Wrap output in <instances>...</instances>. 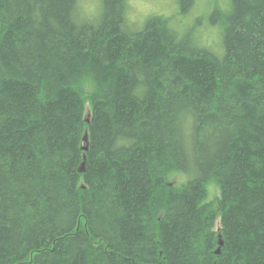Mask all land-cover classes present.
Returning <instances> with one entry per match:
<instances>
[{
    "label": "trees",
    "instance_id": "obj_1",
    "mask_svg": "<svg viewBox=\"0 0 264 264\" xmlns=\"http://www.w3.org/2000/svg\"><path fill=\"white\" fill-rule=\"evenodd\" d=\"M226 1L211 45L0 0V264H264V0Z\"/></svg>",
    "mask_w": 264,
    "mask_h": 264
},
{
    "label": "rangeland",
    "instance_id": "obj_2",
    "mask_svg": "<svg viewBox=\"0 0 264 264\" xmlns=\"http://www.w3.org/2000/svg\"><path fill=\"white\" fill-rule=\"evenodd\" d=\"M100 3L101 0H79L81 15H84V18L87 17L90 20H94L96 17L99 18L100 12L98 9L100 8ZM184 7L187 8L183 9L181 0H128L127 14L129 27L139 30L149 17L163 15L170 18L173 17L175 22H180L179 26L181 27L187 26V28H192L197 22H200L196 25V28L203 32L198 34L201 35L204 41H207L213 39L215 35L213 34L214 30L210 29V16L217 7H221L223 10L227 9V1L196 0L195 5L187 2ZM190 10L192 12L188 13ZM207 42L209 43V41ZM209 44L213 45V41H210ZM183 180L184 178L179 175H172L170 177V181L176 185H180ZM208 194L209 200L218 196L220 194L219 187L215 183H210L208 186Z\"/></svg>",
    "mask_w": 264,
    "mask_h": 264
},
{
    "label": "water",
    "instance_id": "obj_3",
    "mask_svg": "<svg viewBox=\"0 0 264 264\" xmlns=\"http://www.w3.org/2000/svg\"><path fill=\"white\" fill-rule=\"evenodd\" d=\"M82 150L84 152H86L88 150V137H87V134H85L84 138H83V141H82ZM86 171V166H85V155H84V162L81 164L80 168H79V172L80 173H84ZM223 242L220 241L219 242V248L218 250L216 251L217 254L220 253V249H221V246H222Z\"/></svg>",
    "mask_w": 264,
    "mask_h": 264
}]
</instances>
